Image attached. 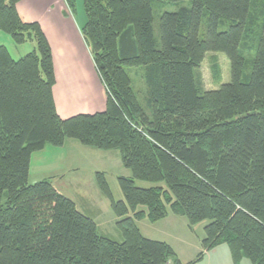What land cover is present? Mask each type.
<instances>
[{
    "label": "trees",
    "instance_id": "1",
    "mask_svg": "<svg viewBox=\"0 0 264 264\" xmlns=\"http://www.w3.org/2000/svg\"><path fill=\"white\" fill-rule=\"evenodd\" d=\"M21 1L0 0V30L38 47L16 59L0 45V264H197L221 245L233 264L244 257L264 264V16L251 79L242 81V43L253 51L259 24L253 0H191L192 7L163 13L160 47L155 0H84L82 33L107 106L65 119L54 97L52 47L38 21L21 18ZM205 9L208 30L200 39ZM222 20L231 21L228 30L220 31ZM208 52L228 56L232 77L204 91L195 69ZM128 67H146V107ZM67 139L119 151L131 170L118 178L123 200H115L106 173H96L120 218L122 241L100 234L50 180L30 181L32 154ZM170 212L186 217L191 230L209 221L196 261L182 262L169 243L145 237L137 225Z\"/></svg>",
    "mask_w": 264,
    "mask_h": 264
},
{
    "label": "crops",
    "instance_id": "2",
    "mask_svg": "<svg viewBox=\"0 0 264 264\" xmlns=\"http://www.w3.org/2000/svg\"><path fill=\"white\" fill-rule=\"evenodd\" d=\"M18 11L25 22L38 21L41 24L52 47L56 73L54 97L59 115L65 119L81 113L105 110L107 90L82 33L87 21L86 14L77 16L67 0H22L18 4ZM47 146L32 154L30 181L36 183L50 180L60 193L76 203L79 211L96 222L100 234L108 237L99 231L104 217L110 212L104 213L107 207L103 202L107 199L98 186L96 173H107L104 167H107L112 159L116 161L121 159L120 152L85 146L76 139H67L61 147L47 149ZM45 150H49L48 159L42 157ZM125 169L122 176H131V170ZM33 170L35 175L34 179H31ZM79 203L83 204V209L79 207ZM101 203L103 208L100 207ZM112 214L110 213L111 222L116 221V217ZM170 214L165 219L169 218ZM141 220H137L139 228ZM183 223L186 225V221ZM187 223L190 229L188 219ZM197 225L194 230H190L194 232ZM159 241H165L174 248L171 240ZM218 247L211 251H215ZM174 250L180 260L187 263L175 248Z\"/></svg>",
    "mask_w": 264,
    "mask_h": 264
},
{
    "label": "rangeland",
    "instance_id": "3",
    "mask_svg": "<svg viewBox=\"0 0 264 264\" xmlns=\"http://www.w3.org/2000/svg\"><path fill=\"white\" fill-rule=\"evenodd\" d=\"M264 0H253L251 7V15L257 16L259 24H255L254 35L256 36V44H253V51L250 50V43L248 47H241V54L245 58L244 71L242 81L249 82L251 79L253 71V62L256 55V47L259 41V35L261 32V23L262 17L264 16ZM181 7H192L191 0L179 1V2H170V1H153V16H154V34L158 47L161 46V32H160V19L163 13L165 12H176ZM74 13L77 16L84 15L85 7L84 0H74ZM208 18L209 13L205 9L203 12L201 29H200V39H204L208 30ZM231 21L222 20L219 29L220 31L228 30ZM0 45L6 46L11 52L12 56L16 59L26 56L28 53L38 50L37 43L35 41H27L24 44H17L14 42L12 37L0 30ZM133 82V89L136 92L139 101L144 107H146L148 99V87L145 76L146 67H128L126 68ZM195 74L197 77V82L199 86L204 90H213L218 89L222 84L231 81V63L228 56L224 52H208L206 54L205 60L203 61L201 67L195 69ZM52 147H58L53 145H48L47 149ZM49 150L43 152V159L47 158ZM48 159V158H47ZM106 170V178L112 190L115 200H123L124 194L120 188L118 178L123 175V172L126 170L125 166L121 159L116 161L112 159L107 167H104ZM34 170L31 174V179H34ZM34 183V181H32ZM140 186H149V183L138 181ZM105 196V195H104ZM106 197V196H105ZM103 203L106 205L107 210L104 213L110 212L113 213L116 217V221L111 222L110 213L104 217V222L101 223L99 231L103 234L108 235V237L122 241L124 239L121 229L117 225L119 217L115 214L110 200L106 197ZM79 207L83 209V204L79 203ZM100 207L103 208L102 203ZM171 213V212H170ZM112 214V215H113ZM118 217V218H117ZM174 214H170L169 218L161 222H152L148 218L141 220L139 222L140 228L144 236L150 239L158 240H171L174 248L180 254V257L187 262L196 261L198 255L203 251L202 240L205 237L204 226L209 221H203L199 223L196 227V230L192 232L188 228L187 218L178 217ZM177 219V220H175ZM186 221V225L183 221ZM138 223V221H136ZM146 223V224H145ZM197 264H233V258L230 252L228 245L218 247L215 251H209L205 253L204 257ZM240 264H252V262L244 257Z\"/></svg>",
    "mask_w": 264,
    "mask_h": 264
},
{
    "label": "built area",
    "instance_id": "4",
    "mask_svg": "<svg viewBox=\"0 0 264 264\" xmlns=\"http://www.w3.org/2000/svg\"><path fill=\"white\" fill-rule=\"evenodd\" d=\"M166 264H173V262L171 260H169Z\"/></svg>",
    "mask_w": 264,
    "mask_h": 264
}]
</instances>
